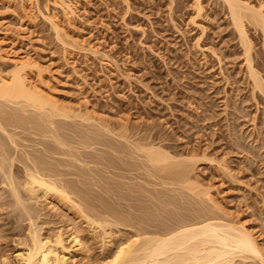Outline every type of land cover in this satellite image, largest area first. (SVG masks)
<instances>
[{
  "label": "rangeland",
  "instance_id": "obj_1",
  "mask_svg": "<svg viewBox=\"0 0 264 264\" xmlns=\"http://www.w3.org/2000/svg\"><path fill=\"white\" fill-rule=\"evenodd\" d=\"M241 1L255 10L261 8L264 12V0ZM66 3L73 11L70 16L57 7L55 0H0V77L5 78L18 63L30 64L35 68L30 73L33 86H39L45 96H52L54 100L50 96L49 98L57 105L60 104L61 109L66 108L68 113L74 112L71 114L74 115L73 118L68 122L66 120L67 123L71 122V128H68L74 127L73 131L80 130L84 133L89 127L84 134L88 131L92 134L91 139L99 136V141L100 134L94 137L95 132L98 134L109 130V133L106 131L109 135L105 133L111 144H96L91 147L94 150L86 148L83 151L81 147L79 150L74 142L78 140L73 141L75 135L69 131L70 133H66L67 138L70 134L74 135L68 140L73 141L76 146L72 143L70 148H73L68 151L74 155L81 153L80 156L77 155L79 158L56 156L57 159L49 156V159L47 156V161L53 160L51 163L54 164V160H63L65 163L72 159L66 162L70 166L59 168L63 174L66 172L63 180L73 181L71 183L77 187L79 181L85 182L79 183L80 189L87 191L91 198L94 197L93 200L95 195L101 197V200L105 198V203L109 206L111 204V208H117L119 213L120 210L123 211L122 216L126 211L125 218L132 217L133 221H142L144 218L139 215L145 208L154 209L157 206L162 209L160 206H163L164 211H157V207L154 209L159 214H156L157 223L150 222L147 225V220L142 221L144 223L139 221L141 224L137 221L139 227L147 230L150 228L149 232L154 230L155 233L158 231L156 228L160 232L165 224L170 226L173 218H169V212L183 215V218L187 215L191 217L194 213H186L187 206L192 209L194 207L193 211L196 212V204L199 207L205 205L207 207L204 208L209 212L216 213L215 216L223 225L246 229L264 253V96L253 90L248 72V64L251 62L250 65L264 81V37L260 31L252 26L247 27L252 48L247 52L250 57L246 55V59V51L220 0H66ZM197 5L199 12L198 9L195 10ZM52 25H56L58 34ZM76 115L80 117L76 118ZM80 121L84 123L80 124ZM22 135L19 136L21 140L16 139L21 147L19 149L29 153L41 150L37 146L39 138L27 133ZM84 138L83 140H87L89 137ZM83 140L80 141L84 142ZM113 141L115 145H112ZM122 145L125 146L121 150L119 148ZM138 145L139 149L149 147L163 151L173 160L169 161L171 166H176L182 160L181 163L185 162V165L189 162L186 166L192 167L187 170L191 183L197 185L195 191L179 188L181 185L171 180L168 184L169 180L164 178L165 175H156L145 165L143 155L138 152L135 154L137 150L133 149H138ZM119 154H128L127 157L132 156L133 159L131 157L129 161L126 156L120 157ZM89 156V162L93 161L92 163L87 162ZM76 158L85 163L76 161ZM111 159L117 163L110 164ZM75 161L79 162L80 168ZM128 161L132 165L127 164ZM100 163H107L108 166ZM129 165L138 168L134 167V171L133 167H127ZM81 169L90 170H87L90 174H79ZM146 169L148 175L153 174L149 178L148 175L146 177ZM160 176L163 178H159ZM94 178L96 182L93 183ZM196 191L199 194L205 193L198 197L202 203L193 204L192 200H198L194 195ZM186 194H193L194 197ZM207 195L213 204L207 201ZM123 196L125 200H129L130 196L131 202L124 201ZM167 197L170 204L173 198L177 197L178 202L181 198L180 204L185 208L178 205L181 209H177L179 211L175 213V204L173 210V204L167 202ZM190 197L193 199L187 200ZM42 201L39 200L37 205H33V201L28 202L29 206H36L31 207L37 211L38 222L42 224L44 234L52 236L57 230L66 234L70 225L67 216L63 215L62 210L59 212L57 206L52 205L54 208L51 209L47 202ZM191 204L194 206H190ZM134 205L138 207L135 208ZM167 210L172 211L166 212ZM13 215L8 217L10 215L7 216L5 212L0 213V252L5 255L0 257V263L5 261L2 259L4 258L7 264H15L14 256L20 252L14 241L17 234L22 233L26 223L16 222ZM120 231L122 236L124 233L126 236L132 230ZM83 234L84 237L86 233ZM85 240L92 250L90 255L98 264H104L107 249L101 248L98 241ZM73 255L75 261L80 260L77 253ZM245 263L235 259L230 264Z\"/></svg>",
  "mask_w": 264,
  "mask_h": 264
},
{
  "label": "bare ground",
  "instance_id": "obj_2",
  "mask_svg": "<svg viewBox=\"0 0 264 264\" xmlns=\"http://www.w3.org/2000/svg\"><path fill=\"white\" fill-rule=\"evenodd\" d=\"M55 1H56L57 7L59 6V8L62 9L63 13H65L68 16L73 14V11L67 5L68 3H66V0H55ZM220 1L223 2L224 6L226 7L228 11L233 28L236 30V33H237L236 35H238L237 37H239L240 44L241 46H243V49L246 51V53L244 52V54H245V58L247 59V56H248L247 52H250L249 50L252 48L251 47L252 45H250L251 43L248 38L246 29L248 26H252L254 27L253 29L260 31V33L262 34V37H264V12H262L261 8L258 10H255V8H252L249 4H246L241 0H220ZM198 5L196 6L197 8L195 10L198 9L199 7ZM197 12H199V9ZM53 29L55 30V32L59 31L57 30L56 25L53 27ZM248 59L249 61L251 60V58H248ZM249 61L247 63H249ZM250 64L251 62L248 64L249 65L248 72H249L250 80L252 81L253 90L255 92H258V94L260 93L262 96H264V81H262V78L259 75V73L256 70H254L253 66H251ZM29 65L18 63L14 65L13 71H10L9 74L5 78L0 77V213L5 212L7 216L10 215L8 217H11L14 214L13 218L17 220L16 222L26 223V226L23 227V229L21 230L22 233L20 234L19 232L20 235L17 234L18 237L16 241H14L17 244L16 247H19L18 249H20L19 250L20 252H17L16 253L17 255L14 256L15 264H98V262H96V259L90 255V252L92 250L89 249L90 247L88 248L87 241L85 239H88V241L89 239L92 241L93 240L98 241L97 244H99L101 248L107 249L106 256L104 257L105 258L104 264H230L231 262L235 261V259L241 260L243 263H245L246 261L248 262L252 261L253 263L256 262L257 264H264V253H262L261 251L262 249H260L258 242H256L253 236L244 228H241V227L234 228L233 226L223 225L224 223H221L219 221V218L215 216L216 213L214 214L213 212H209L207 209H205L207 207V206L205 207V205H204L205 207L204 208L203 206L199 207L198 206L199 204L198 205L196 204L195 206L198 207V209L196 207L197 210L195 209L196 212L193 211L194 207L192 209V207L189 208V206L186 205L188 209L187 210L185 209V212L186 213L189 212V215H190V212L192 211L191 214L192 213L194 214L191 217H188V215L186 214L187 217H184V218H183V215L182 216L180 214L175 215V214H172V212H169L172 210H167L166 212H169L171 214V217L169 218L171 219L173 218V222L172 220H170L172 224L170 226H167V224H165L166 226H164V223L163 224L161 223L164 226L162 231L159 232V228H156L158 229V231H156L155 229L156 232L154 233L153 232L154 230L152 228L153 230L152 231L153 233H152V232H149L150 228H148L147 230L145 228L139 227V225L141 224L140 222L142 221L145 222L146 220H147V225L150 222L152 223L158 222L156 221L158 220L156 216L158 212L154 210L157 206L155 208L153 207L154 209H149V207H147L146 209L144 207L145 210L143 212L141 211L143 214L141 213L139 215V216L142 215L144 220L133 221L131 220L132 217H130L129 219L124 217L126 215V211L124 209L123 210L125 211V214L124 216H122L123 214L121 215V213L123 211L121 212L120 210V213H119L118 212L119 210H117V208H116L117 210L116 211L113 209L114 207L111 208L112 207L111 204L110 206L107 205L108 203L107 204L105 203L107 200L104 201L105 198L102 197L103 199L101 200V197H97L95 195V200H93L94 198L93 196H92L93 198H91V195L89 196L87 191L85 192L82 188H81L82 190L79 188L80 181L77 187L76 184L71 183L73 181L67 182L63 180L64 174L66 172L63 174L60 171L62 169H59V168L60 167L65 168L66 165L70 164V163L67 164L66 162L68 160L71 161L72 159H68L64 163L63 160L62 161L60 160L61 159L60 158L59 159L60 161L54 160V164H52L51 162L53 160L51 162L47 161L50 159L49 156L78 157L77 156L78 154L80 156L81 153L74 155L72 152H70V150H72L73 148V147L70 148V145L73 146L72 143L74 144V142L75 144L77 143V145L79 146V150H80V147L82 150L86 148H91L93 147V145H96V144H97L96 146H100V145L102 146L104 145L102 143H105V142L106 144L107 143L111 144L110 140H107L108 136L106 135L107 133L106 131L108 129L105 131L106 133L104 132L105 134L101 132L98 134H96L97 132H95L94 134V137L100 134L101 140L103 139L104 141L103 140L99 141L98 139L99 136H96L94 139L92 137L91 139L90 137L92 134L88 133V131H87V134L90 136H86L87 134H84V133L86 132L87 126L85 127L86 129L83 127V129H85L84 133H81L82 131L80 132V130L78 131L77 126L79 125L76 123L78 122L76 119H75L76 120L75 124H77V126L75 125V127L77 131H73V129L75 130L74 127L70 129L71 124L69 125V123L71 122L69 123L67 122L71 120V118H73L74 115L72 116L71 114H73L74 112L68 113L69 110L66 111V108L61 109V105L58 104L59 105L58 106L56 102L53 101L54 98L52 96L49 95L50 98H52L53 100L49 98L48 94H47L48 97L45 96L44 93H42L43 91L40 90L39 86L38 87L33 86V83H31L30 81V73H32L31 70L32 69L34 70L35 68H32ZM77 116L80 117V115H76V118H79ZM64 120L65 122L63 123ZM86 120L87 119H85V121ZM87 122L88 121H86L85 123L87 124ZM81 123H84V122L80 121V124ZM73 124H74V121H73ZM89 126L91 125L89 124ZM78 129H80V126ZM87 130H89V127ZM69 131L70 132L72 131L73 132L72 134H74L75 137H73L74 135L70 134L71 136L67 138L68 135L66 133L67 132L70 133ZM102 131L104 130L102 129ZM76 132L78 134L81 133L82 135L80 134L78 136ZM26 133L42 140V141L39 140V143L37 144V146L41 147V150L37 151V149L36 150L33 149L35 150L34 152L31 149L33 152L29 153V151L27 152V151H23V149H19L21 147L20 145H18V142H17L18 140L16 139H20L19 136H21V134L24 135ZM108 133H109V130H108ZM63 134H66V135H63ZM117 135H120V134L118 133ZM77 136L80 137L79 138L80 140L85 139L84 136L87 138L89 137V138L88 139L86 138L87 140H83L84 142H81L77 138ZM70 137L71 138L73 137L72 139L73 141L74 139H76L80 143H78V141L70 142L69 141L71 140ZM112 137L113 136H111V138ZM115 137H116V134H115ZM115 142L112 145H115ZM126 144L128 145V143ZM106 146L108 147L109 145H106ZM106 146H103V147H106ZM123 146L125 145H122L121 146L122 148H119V149L121 150L124 149ZM26 147L28 148V146ZM77 147L76 148L74 147V148L77 149ZM131 147L133 146L131 145ZM138 147L139 145L137 146V148ZM126 148H128V146H126ZM139 148L135 149L134 147L133 150L135 151L137 150V151L136 153L134 151L133 152L135 154H138V153L142 154L143 157L145 158V161H144L145 165L148 166L150 169H152L156 175H158L159 173L161 175L162 174L165 175L164 178L169 180L168 184L171 183L170 182L171 180L173 181V183L177 182L176 183L177 185L179 183L181 185V186L179 185L180 186L179 188L184 187L189 192L195 191L194 189H196L197 185H194L190 181V177H189L190 173L188 172L187 169L192 168V167L190 166L188 168V166H186L189 163L188 161L186 165H185V162L181 163L183 162L182 160L176 166H171L172 164L169 161H173V160H171V158H169L167 154H164L163 151L161 152L160 150H157L158 148L155 149L152 147L153 149H151L147 147V149H144L142 148V146H141L142 149H139ZM68 149L70 150L68 151ZM110 149H113V148H110ZM118 150H115V151H118ZM111 151L114 153L113 150ZM77 152H74V153H77ZM130 152L132 153V151ZM82 154H86V153H82ZM104 154L107 155V153H104ZM122 154H124V152H122ZM122 154H119V156ZM87 155H90V153L89 154L87 153ZM47 156L49 157V159ZM114 156L116 157V155ZM122 156L125 157L126 155H122ZM127 156L129 155L127 154ZM141 156H138V157L140 158ZM89 158L87 162L91 161V158L90 160ZM130 158H128L127 160H129ZM81 159H84V158H81ZM98 160H101V159L99 158ZM55 161H56V164H55ZM76 161L82 162V160L80 159H77ZM92 162H89V163H92ZM113 162L114 160H112L111 163L108 160V163L110 164H112ZM128 162L126 163L131 164V162L129 163ZM77 163L79 167V162H76V164ZM82 163H85V162H82ZM104 163H100V164H103V165L107 164V163L106 164ZM121 164H118V165H121ZM173 164L175 163L173 162ZM135 165L134 167H136ZM145 165L143 167L147 168ZM73 166L74 164L72 165V167ZM95 166H98V165H95ZM109 166L112 167L111 165ZM114 166L117 167L116 164H114ZM127 167L132 168L133 166L129 165ZM134 167L132 170L135 169ZM139 168H140V165H139ZM83 170L81 169L80 172L82 171V173L79 172V174H84L85 172L87 174V172L90 171L87 169L88 171L84 170L83 172ZM92 171L93 170H91V172ZM141 172H142V169H141ZM92 173H95V172H92ZM79 174L76 173L77 176ZM143 174H146V173L143 172ZM69 175L70 174H68V176ZM95 175H97V173ZM147 175H148V171H147L146 177ZM152 175H148V178L149 176H152ZM82 177L80 179H82ZM159 178H163V177L160 176ZM94 179H93V183L94 181L96 182V178ZM166 179H162V180L166 181ZM77 180L78 179H76V182ZM83 183H80V184H83ZM89 183H86V184L88 185ZM125 186L126 185H124V187ZM121 187H123V185H121ZM96 188L98 189L99 187H96ZM119 188H120V185H119ZM129 189L130 188H128V190ZM132 190L130 189V191ZM89 192H91V188ZM102 192H104V190ZM104 194H107V193H104ZM110 194L112 195L113 193H110ZM200 194L198 193V191L194 193V195L196 196L198 200H192L194 197L193 194H192L193 197H190V199L187 198V200L194 201L193 204L196 202L202 203L200 202L201 200H199L200 198H198L200 197L199 196ZM202 194L205 195V193H202ZM173 195H174V192H173ZM190 195L191 194L187 196H190ZM111 197H114V196H111ZM111 197L109 199H111ZM128 197L130 200V196ZM156 197L158 198V196ZM156 197L155 199H157ZM177 197L176 198L171 197L173 198L172 199L173 201L172 200L170 201H172L171 203L173 205L170 204L168 197H167L168 201L166 200L170 205H172V209L175 204L174 208L176 210L173 209L175 213L176 211H179L177 209H181V207L178 205L182 206V204H180L181 198L179 199L180 201L178 202ZM205 198L207 199L208 202L213 204L212 199H210L208 195ZM125 199L126 198H124V201H129L128 199L127 200ZM175 199H176V202H178L179 204H176ZM39 200L41 201L43 200L47 202V204H49L51 207L52 205L57 206L60 209V211L59 210L58 211L61 212L62 210L63 215L67 216L68 221H70V225L69 226L67 225L69 228L67 229L66 234L63 231L62 232L64 234L58 230L56 233L54 232L53 233L54 235L52 236H50V234L46 235L47 233L44 234V229H42V224L38 222L39 217L37 216L38 214H36L37 211L34 210L33 208V207H36L33 205H37ZM28 201L34 202L33 205L31 204V206L33 207L29 206L30 203ZM188 203L190 204V202ZM164 204H167V203H164ZM193 204H191L190 206H192ZM136 205H134L135 208L138 207ZM54 206L50 208L53 209ZM160 207H162V209L157 207V211L159 209L161 211L162 210L164 211L163 206H160ZM141 208L143 207L141 206ZM213 208L215 207H212V209ZM208 209H210V207ZM132 210L134 209H131V211ZM181 211L184 212L183 210ZM215 211L216 209L214 210V212ZM218 211L220 210L218 209ZM169 213L167 214V216L170 215ZM165 220H162V222H165ZM79 221H82V222L80 223ZM137 221L138 222L140 221L139 222L140 224ZM150 225L151 224H149V226ZM82 226H85V228ZM120 229H129L132 231L131 232L129 231L128 234L126 233V236L124 235L125 233L122 236ZM83 232L86 233L84 237H83L84 235ZM120 233L122 237L119 235ZM150 234H152V236ZM74 253H77L80 256V260L78 261L74 260L75 259L74 258L75 256L73 255ZM3 255L4 254H1L0 257ZM2 259L5 261H2L0 264L2 263L7 264L6 259L4 258Z\"/></svg>",
  "mask_w": 264,
  "mask_h": 264
}]
</instances>
